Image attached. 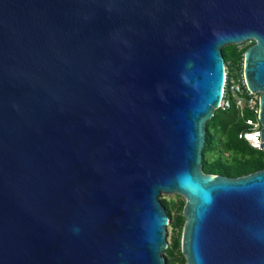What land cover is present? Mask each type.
Listing matches in <instances>:
<instances>
[{"label":"water","instance_id":"obj_1","mask_svg":"<svg viewBox=\"0 0 264 264\" xmlns=\"http://www.w3.org/2000/svg\"><path fill=\"white\" fill-rule=\"evenodd\" d=\"M243 55L260 94L264 0H0V264H264V169L206 174V125Z\"/></svg>","mask_w":264,"mask_h":264},{"label":"trees","instance_id":"obj_2","mask_svg":"<svg viewBox=\"0 0 264 264\" xmlns=\"http://www.w3.org/2000/svg\"><path fill=\"white\" fill-rule=\"evenodd\" d=\"M244 45L242 48L234 46L233 57L229 58L225 48L222 49L224 61L228 64L230 72L233 68L238 70L243 66L245 50L251 46ZM244 129L233 109L214 112L212 119L206 125V141L203 149L202 169L206 174L222 175L227 177H240L264 169V152L252 149L244 140L238 138V134ZM166 213L171 216L172 208L178 210L171 225L178 230V235L172 239L170 248L165 251L166 264H185V259L180 251L181 233L184 225L182 210L161 200Z\"/></svg>","mask_w":264,"mask_h":264},{"label":"built area","instance_id":"obj_3","mask_svg":"<svg viewBox=\"0 0 264 264\" xmlns=\"http://www.w3.org/2000/svg\"><path fill=\"white\" fill-rule=\"evenodd\" d=\"M249 44H252L251 40L238 47L242 48ZM259 99V93L252 92L247 88L243 66L241 70L233 68L230 72L228 64H226L223 94L218 109L223 111L233 109L238 120L244 126V129L239 132L238 138L244 140L252 149L263 152L259 146L260 130H262L259 120Z\"/></svg>","mask_w":264,"mask_h":264},{"label":"rangeland","instance_id":"obj_4","mask_svg":"<svg viewBox=\"0 0 264 264\" xmlns=\"http://www.w3.org/2000/svg\"><path fill=\"white\" fill-rule=\"evenodd\" d=\"M234 46L235 45H228V46L224 47L229 58L233 57ZM159 199H160V201L161 200H166L170 204L173 203L176 208H180V203L183 200V198L181 196L169 195V194H161ZM178 213H179L178 210L174 209V207H173L172 208V212H171V216L169 217L170 223L166 226V240H167L168 248H170V246H171L172 239L175 238L178 235V230L173 225H171V222H172L173 218L176 215H178ZM163 256H164V259L166 261L165 252H164Z\"/></svg>","mask_w":264,"mask_h":264},{"label":"snow or ice","instance_id":"obj_5","mask_svg":"<svg viewBox=\"0 0 264 264\" xmlns=\"http://www.w3.org/2000/svg\"><path fill=\"white\" fill-rule=\"evenodd\" d=\"M250 139H252V137H249Z\"/></svg>","mask_w":264,"mask_h":264}]
</instances>
